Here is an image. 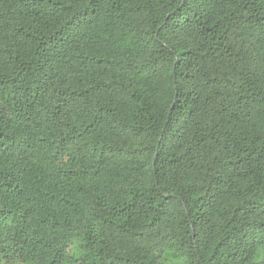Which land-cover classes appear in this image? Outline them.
Wrapping results in <instances>:
<instances>
[{
  "label": "trees",
  "instance_id": "16d2710c",
  "mask_svg": "<svg viewBox=\"0 0 264 264\" xmlns=\"http://www.w3.org/2000/svg\"><path fill=\"white\" fill-rule=\"evenodd\" d=\"M0 261L264 264V0H0Z\"/></svg>",
  "mask_w": 264,
  "mask_h": 264
},
{
  "label": "rangeland",
  "instance_id": "374dc122",
  "mask_svg": "<svg viewBox=\"0 0 264 264\" xmlns=\"http://www.w3.org/2000/svg\"><path fill=\"white\" fill-rule=\"evenodd\" d=\"M0 264H10V263H6V262H3V261H0Z\"/></svg>",
  "mask_w": 264,
  "mask_h": 264
}]
</instances>
